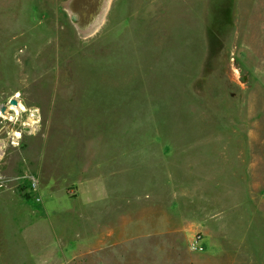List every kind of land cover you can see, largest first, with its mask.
<instances>
[{"label": "rangeland", "instance_id": "374dc122", "mask_svg": "<svg viewBox=\"0 0 264 264\" xmlns=\"http://www.w3.org/2000/svg\"><path fill=\"white\" fill-rule=\"evenodd\" d=\"M5 104L0 264H264V0H0Z\"/></svg>", "mask_w": 264, "mask_h": 264}, {"label": "crops", "instance_id": "0c3cea01", "mask_svg": "<svg viewBox=\"0 0 264 264\" xmlns=\"http://www.w3.org/2000/svg\"><path fill=\"white\" fill-rule=\"evenodd\" d=\"M264 147V146H262ZM256 155V154H255ZM258 160V158H257ZM259 163L261 164V166H264V154L261 155V158H259ZM250 169V168H249ZM250 175V170H248V173ZM260 182L261 183H264V177H263V172H261V179H260ZM253 192V191H252ZM255 192H258V191H255ZM253 197V196H251ZM257 197H260V198H263L264 199V187L262 188V190L259 192L258 196Z\"/></svg>", "mask_w": 264, "mask_h": 264}, {"label": "water", "instance_id": "95a60500", "mask_svg": "<svg viewBox=\"0 0 264 264\" xmlns=\"http://www.w3.org/2000/svg\"><path fill=\"white\" fill-rule=\"evenodd\" d=\"M106 3H107V1H106ZM106 3H104L103 7H105ZM103 9H104V8H103ZM100 15H101V14H100ZM100 15H99V16H100ZM73 21H74V18H73ZM9 104H10L11 106L17 107V106L19 105V102H18L17 98H12V99L10 100ZM8 109H9V106H8L7 104H5V105H3V106L1 107L0 111H1V113L5 114V113H7Z\"/></svg>", "mask_w": 264, "mask_h": 264}]
</instances>
